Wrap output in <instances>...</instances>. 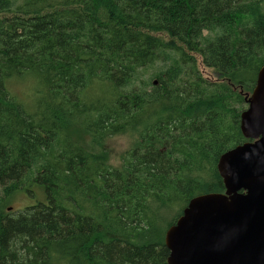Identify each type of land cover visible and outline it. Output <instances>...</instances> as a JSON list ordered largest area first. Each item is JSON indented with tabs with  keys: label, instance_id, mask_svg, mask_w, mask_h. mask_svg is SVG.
I'll return each mask as SVG.
<instances>
[{
	"label": "trees",
	"instance_id": "16d2710c",
	"mask_svg": "<svg viewBox=\"0 0 264 264\" xmlns=\"http://www.w3.org/2000/svg\"><path fill=\"white\" fill-rule=\"evenodd\" d=\"M263 64L264 0H0V264H167Z\"/></svg>",
	"mask_w": 264,
	"mask_h": 264
},
{
	"label": "water",
	"instance_id": "95a60500",
	"mask_svg": "<svg viewBox=\"0 0 264 264\" xmlns=\"http://www.w3.org/2000/svg\"><path fill=\"white\" fill-rule=\"evenodd\" d=\"M246 103L239 128L254 141L219 156L225 193L192 197L167 228V264H264V64Z\"/></svg>",
	"mask_w": 264,
	"mask_h": 264
},
{
	"label": "rangeland",
	"instance_id": "374dc122",
	"mask_svg": "<svg viewBox=\"0 0 264 264\" xmlns=\"http://www.w3.org/2000/svg\"><path fill=\"white\" fill-rule=\"evenodd\" d=\"M198 66L203 77L211 81L219 80L215 71H213L210 68H206L200 63ZM222 80L223 79L220 78V81ZM8 88L11 94H13L19 101H22L26 105H32L31 103L33 101L32 98L33 90L29 82H13ZM246 108L247 105H245L244 109ZM133 132L135 133V131ZM133 132L130 131L124 132L121 135L112 137L108 141L107 144L112 149L114 156H120L125 151L130 150L133 146L136 145L137 137L135 136L136 134H134ZM213 192H219V191H213ZM31 200L32 198H29L26 194L18 195L14 197L8 204L9 207H11L10 211H15L16 209L21 208L28 203H31L32 202Z\"/></svg>",
	"mask_w": 264,
	"mask_h": 264
},
{
	"label": "flooded vegetation",
	"instance_id": "af4514ba",
	"mask_svg": "<svg viewBox=\"0 0 264 264\" xmlns=\"http://www.w3.org/2000/svg\"><path fill=\"white\" fill-rule=\"evenodd\" d=\"M245 141H251V142H253L254 140H250V139H247V138H245ZM245 141H243V142H245ZM242 142V143H243ZM220 178H221V176H220ZM221 181H222V178H221ZM222 185H223V189L221 190V192L219 191V192H217V193H222V194H224L225 193V186H224V184H223V181H222ZM240 192H243V190H240Z\"/></svg>",
	"mask_w": 264,
	"mask_h": 264
}]
</instances>
